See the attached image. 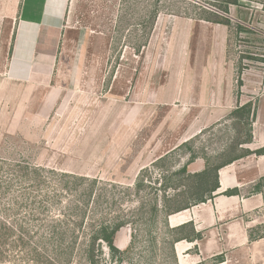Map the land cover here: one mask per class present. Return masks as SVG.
<instances>
[{"label":"rangeland","instance_id":"obj_1","mask_svg":"<svg viewBox=\"0 0 264 264\" xmlns=\"http://www.w3.org/2000/svg\"><path fill=\"white\" fill-rule=\"evenodd\" d=\"M224 1L66 0L57 46L21 83L7 75L19 0H0V187H11L0 203L14 213L24 192L35 195L30 187L51 195L73 186L59 175L95 179L107 217L129 222L116 248L136 231L134 264H174L176 234L163 212L150 221L153 201L182 203L200 179L189 175L242 154L247 128L228 115L250 101L255 120L264 93V0L230 5V26L203 20L222 16ZM215 72L233 77L232 93L213 90ZM13 213V221L24 214ZM3 261L19 264V254Z\"/></svg>","mask_w":264,"mask_h":264},{"label":"trees","instance_id":"obj_2","mask_svg":"<svg viewBox=\"0 0 264 264\" xmlns=\"http://www.w3.org/2000/svg\"><path fill=\"white\" fill-rule=\"evenodd\" d=\"M239 2L240 0L224 1L220 8L222 16L212 12L214 18H205L203 20L230 26V20L224 16L228 13L230 5L238 6ZM158 14L159 12L155 10L151 27L154 25ZM143 47L145 45L141 46L140 49ZM254 118L255 111L250 101L237 105L229 113L228 120L242 122L247 128L246 139L240 142L239 145L251 143ZM251 154L264 155V147L253 152L244 149L240 155L230 157L211 168L207 167L199 174L189 175L200 179L192 187V191L188 193L189 195L187 194L186 199L184 198L182 203L175 201L176 205L172 206L170 204L172 200L166 195H163L161 200L163 203L161 205L157 203V200L153 201L149 209L151 214L150 221L154 223L158 213L163 212L165 216L162 224L168 236L176 234V237H170L169 240L174 264H176L173 250L174 244L181 240L193 242L201 239V236L199 233L194 232L192 224H186L175 229L169 228L167 217L211 200L213 193L219 187L218 171ZM25 168L26 171L29 169ZM32 171L34 176L38 177L39 170L33 168ZM178 173L186 174L187 170L183 167ZM68 176L65 174L59 175L64 180V184H72L73 186L55 187L51 195L45 192L39 194L42 187H30L35 190L32 191L35 194L33 196L23 191L24 194L20 203H16L14 207V213L24 212L20 221H13L10 215L13 210L9 208L8 204L0 203V264L7 259L10 253L19 254V264H103L104 250L107 251L114 264H123L126 260L127 264H134L129 255L136 249L138 243L137 232L133 231L131 234V239L126 249L119 251L115 246V237L121 228L129 225V222L117 215L107 217L102 208L105 202L103 189L93 187L98 183L97 180ZM67 179H72L73 183L66 182ZM263 185L264 177L254 186L253 192H261ZM136 186L134 189L139 192L142 188V181L138 180ZM10 189L11 187L7 186L0 187V198L3 199ZM236 193L237 191L235 190H228L223 195L231 196ZM61 194L65 197L63 198ZM181 195L183 194L181 193ZM175 197H180V194L175 195ZM47 211L48 213H46ZM186 228L190 229L191 233L189 236L183 235ZM22 255L25 258L21 257ZM145 264L150 263L145 262Z\"/></svg>","mask_w":264,"mask_h":264},{"label":"crops","instance_id":"obj_3","mask_svg":"<svg viewBox=\"0 0 264 264\" xmlns=\"http://www.w3.org/2000/svg\"><path fill=\"white\" fill-rule=\"evenodd\" d=\"M66 0H19L18 21L7 64L9 79L27 82L37 64L47 57L45 48L57 46ZM213 90L230 94L233 77L215 72ZM230 106V105H228ZM246 149L264 147V93L257 102L252 141ZM264 155L243 157L218 171V189L205 203L167 217L169 228L192 224L201 239L174 244L176 264H264ZM237 193L225 196L223 193Z\"/></svg>","mask_w":264,"mask_h":264}]
</instances>
